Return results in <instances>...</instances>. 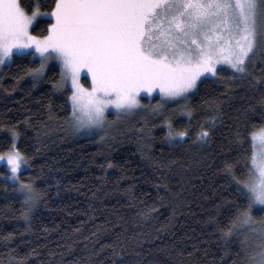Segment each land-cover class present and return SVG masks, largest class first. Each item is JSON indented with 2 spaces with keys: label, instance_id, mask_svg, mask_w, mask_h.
Returning a JSON list of instances; mask_svg holds the SVG:
<instances>
[{
  "label": "trees",
  "instance_id": "obj_1",
  "mask_svg": "<svg viewBox=\"0 0 264 264\" xmlns=\"http://www.w3.org/2000/svg\"><path fill=\"white\" fill-rule=\"evenodd\" d=\"M53 4L22 0L29 13ZM49 22L38 20L31 33L46 35ZM38 66L26 54L0 69V154L11 147L14 126L28 165L19 180L42 193L29 227L23 197L0 166V264H247L246 233L226 241L221 228L246 204L237 180L251 167V134L264 128V88L219 68L220 77L199 83L187 101L167 102L157 116L134 118L101 140L74 134L66 97L53 90L55 66L33 87L25 73ZM262 68L260 57L249 66L257 76ZM213 100L220 110L210 141L193 144L200 125L211 123ZM185 104L194 109L191 120L180 110ZM168 122L192 136L169 144ZM225 160L235 179L222 171ZM252 215L264 221V211ZM247 244L254 253L262 243L249 237Z\"/></svg>",
  "mask_w": 264,
  "mask_h": 264
},
{
  "label": "snow or ice",
  "instance_id": "obj_2",
  "mask_svg": "<svg viewBox=\"0 0 264 264\" xmlns=\"http://www.w3.org/2000/svg\"><path fill=\"white\" fill-rule=\"evenodd\" d=\"M43 14L54 23H48L46 35L36 37L29 28L41 15L39 8L29 13L22 0H0V65L17 55L39 54V67L25 73L35 87L48 62L57 61L60 78L53 90H65L71 82L69 122L75 132L102 130L109 106L118 117L131 114L140 105L142 90L159 89L163 102L187 101L208 75L220 77V63L233 70L230 79L264 88V68L259 76L249 70L258 57L264 59V0H54L50 13ZM82 70L91 77L89 88L79 82ZM258 103L264 106V96ZM180 110L191 120L194 109L185 104ZM219 110L220 105L211 101V123L200 125L193 144L210 141ZM167 127L169 144L185 143L192 136L187 127L176 130L171 122ZM7 130L11 147L0 154V162L6 160L10 178L19 180L15 174L27 166V157L18 149L17 129ZM251 137L252 166L246 179L237 180L246 204L221 228L226 241L233 234H245L254 223V210L264 211V151H258L264 148V128ZM233 168L232 162L224 161L222 171L235 179ZM17 191L23 197L22 217L30 227V214L42 193L33 182H21ZM247 240L245 235L241 242L247 264H264V245L249 253Z\"/></svg>",
  "mask_w": 264,
  "mask_h": 264
},
{
  "label": "rangeland",
  "instance_id": "obj_3",
  "mask_svg": "<svg viewBox=\"0 0 264 264\" xmlns=\"http://www.w3.org/2000/svg\"><path fill=\"white\" fill-rule=\"evenodd\" d=\"M47 13H50V12H47ZM40 19H48L51 21V23H54V19L50 15H44L43 12H41V15L37 17V21ZM35 23L36 22H34L33 25L30 26V28H29L30 32H31V28L35 25ZM25 51L27 52L28 50H25ZM32 51H34V48L32 49ZM33 57L39 61V54H36ZM8 64H10V62L5 64V65H8ZM5 65H0V69ZM50 66H55L60 73V65L58 64V62L55 60H51L48 62V66L45 68V74H46L47 69ZM217 68L218 69L222 68L223 70H225L228 73L231 72L233 75V70L225 63L217 64ZM45 74H44V76H45ZM28 78L32 80L31 76H29V75H28ZM208 78L212 79L214 77H211L210 75H208ZM79 82L85 88H89L91 86V77L86 75V70L81 71ZM54 92L56 94H59L62 96L65 95L66 100L68 102V105L70 107V111L72 113V101L70 99V96L72 94L71 82L69 81L67 88L65 90L54 91ZM157 98H158V102L154 103L153 100H155ZM138 99L140 101V105L136 109H134L131 114H127V115L121 114L119 117L117 116L116 109L112 106H109L105 112L106 122H105L104 128L102 130L98 129V130L89 134L86 132H75L73 130V127H71V129L73 130L74 134L78 137H94V136H96L99 139H101L100 138L101 136H106V134L109 131L114 130L116 128L118 129L120 126H123L124 124L128 123L130 120H132L134 118L136 119V118H139L141 116V117H143V119H147V117L157 116L159 113H161L163 111V109H165L167 102L174 101V100H168L167 102H163L161 100V95L159 93V89H155L151 93H148L147 91L142 90L139 93ZM153 109H156V110L153 111ZM70 118H71V114H70ZM71 126H72V124H71ZM256 143H257V145H259V139H257ZM253 151H254V149H253V143H252V156H253ZM258 151H264V148H259ZM6 153H4V154H6ZM251 161H252V159H251ZM2 165H4L6 167L7 175L6 176H4V175L2 176L1 174L0 175L3 178H5L6 180H8L10 183L15 185L16 188L18 189L20 187L21 181L10 178L13 176V173H11L9 166L6 163V160L4 162H0V166H2ZM27 166L24 167L19 173L15 174V175H19L23 170H26ZM251 166H252V164H251ZM255 227H257V230L254 229ZM246 229H247V231L245 233H246L248 238L249 237H251V238L255 237V239L258 238V240L262 243L261 245H264V221L262 222V219H261V222L259 224H256L254 222L251 227H248Z\"/></svg>",
  "mask_w": 264,
  "mask_h": 264
}]
</instances>
